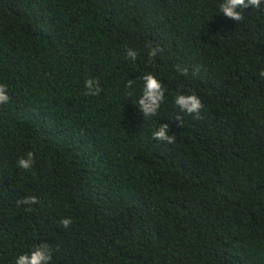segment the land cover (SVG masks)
Returning <instances> with one entry per match:
<instances>
[{
	"label": "trees",
	"instance_id": "16d2710c",
	"mask_svg": "<svg viewBox=\"0 0 264 264\" xmlns=\"http://www.w3.org/2000/svg\"><path fill=\"white\" fill-rule=\"evenodd\" d=\"M221 3L0 0V264L42 243L49 264H264V0ZM192 93L198 117L174 103Z\"/></svg>",
	"mask_w": 264,
	"mask_h": 264
},
{
	"label": "clouds",
	"instance_id": "9594fccd",
	"mask_svg": "<svg viewBox=\"0 0 264 264\" xmlns=\"http://www.w3.org/2000/svg\"><path fill=\"white\" fill-rule=\"evenodd\" d=\"M251 6L252 8L259 9L261 7V0H222L220 4V13H223L226 17L239 21L243 18L242 13L237 11V8L247 9ZM158 49L153 48L149 52L150 56H155ZM127 56L131 57L133 60L137 57V52L131 48L127 50ZM261 76H264V71H261ZM144 81L143 94L140 97L138 104L140 112L143 116H154L157 113V110L164 100V88L162 87L161 82L157 77L149 72L142 77ZM127 87L132 86V82L126 85ZM85 87L88 90L87 94L89 95H99L101 91L100 83L98 79H87L85 81ZM9 101V96L6 91V86L0 84V104H5ZM174 103L182 110L186 111L189 114H196L197 117L203 103L200 98L195 94H178L175 98ZM176 121L180 120V116H177ZM170 125L167 123L160 124L159 128L153 132V139L164 141L166 143H175V135H169ZM34 162L33 153H27V157H20L18 159V166L25 170H28L32 167ZM37 202L35 196H28L22 198L18 203L25 205H32ZM31 211V208L28 209ZM61 224L67 228L71 224V220L64 218L61 221ZM51 261V254L48 250V245L42 243L41 245L34 248L31 251V254H22L18 257L16 264H49Z\"/></svg>",
	"mask_w": 264,
	"mask_h": 264
}]
</instances>
